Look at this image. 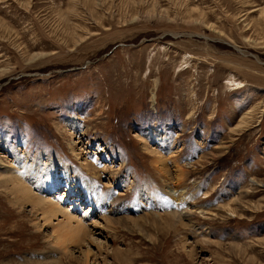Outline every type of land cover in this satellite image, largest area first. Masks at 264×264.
Here are the masks:
<instances>
[{
	"label": "rangeland",
	"instance_id": "374dc122",
	"mask_svg": "<svg viewBox=\"0 0 264 264\" xmlns=\"http://www.w3.org/2000/svg\"><path fill=\"white\" fill-rule=\"evenodd\" d=\"M0 160L97 240L72 261L0 187V264H264V0H0Z\"/></svg>",
	"mask_w": 264,
	"mask_h": 264
},
{
	"label": "bare ground",
	"instance_id": "6f19581e",
	"mask_svg": "<svg viewBox=\"0 0 264 264\" xmlns=\"http://www.w3.org/2000/svg\"><path fill=\"white\" fill-rule=\"evenodd\" d=\"M243 120L244 119H242V122L238 127H241L245 124L244 122L246 119L244 121ZM71 125V129L75 128V131L80 129V126H78L76 120H73ZM71 151L74 153L73 147H71ZM77 157L79 158L80 156L78 155ZM168 161L164 160L163 158L157 157L155 158L153 163L156 166L160 167L161 170L159 171L160 173H163L166 172L163 169H167ZM3 162L4 161L0 160V187L4 188V190L13 197V201L11 202L12 206L20 205L22 207L25 203H29L35 213H40L39 215L41 216V223L39 229L51 230V238L53 240L52 242L55 248H57L66 257L70 258L73 261L76 259V252L74 250H80L82 248V245H94L97 240L93 238V233L90 231L89 226L84 220L80 219L75 213H71L70 209L62 208L57 203V201H53L45 197L44 191L49 194H55L56 190L59 188V180L56 182L54 174L51 173L50 175L47 174L46 176H44L40 171V166H32V168L27 169L30 166L24 163L22 169L25 170L26 176L28 178L27 180H25L19 173L15 172L14 168L5 166ZM55 166L56 165L52 166L51 168L56 169ZM87 167L89 168V166ZM174 167L176 177L178 178L182 176L181 173L183 174V168L180 169L181 166L179 168L177 165H175ZM72 170L73 169L71 167L64 166L63 172H61V174H63V176L65 177L64 179L67 186H71V183L75 180L71 176ZM259 184L260 183L258 182L254 183V185H257L258 187L260 186ZM34 186H36V188L40 191V194L34 193ZM83 191L84 198L86 197L87 203L90 204L89 207H92V209H97L99 212L105 211V203H113L112 200H110L109 196H102L98 190H90L89 194L86 189H84ZM90 194L92 197H89ZM68 199L70 201V204L74 205L73 209L78 210V208H80V206H77L78 202H76V200L73 201L70 197ZM177 201L178 200H175V202ZM92 212L93 210H91L88 216H90ZM231 213H233L232 210ZM84 217H87V214ZM181 218L179 217L178 219ZM107 224L109 227H111L113 225L112 220H108ZM103 228H107V226L105 225L103 226ZM90 256L91 252H86L83 254V264H90Z\"/></svg>",
	"mask_w": 264,
	"mask_h": 264
}]
</instances>
